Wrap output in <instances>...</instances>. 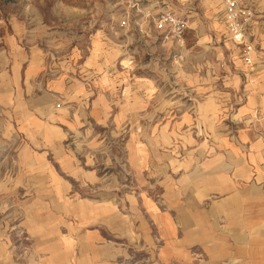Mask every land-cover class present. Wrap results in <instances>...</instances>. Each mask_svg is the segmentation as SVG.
<instances>
[{"label": "rangeland", "instance_id": "obj_1", "mask_svg": "<svg viewBox=\"0 0 264 264\" xmlns=\"http://www.w3.org/2000/svg\"><path fill=\"white\" fill-rule=\"evenodd\" d=\"M156 1L0 0V264H158L134 218L160 167L260 133L257 110H238L259 78L217 3L162 0L192 15L179 57L154 28ZM37 119L56 127L52 140ZM105 206L113 232L94 217Z\"/></svg>", "mask_w": 264, "mask_h": 264}, {"label": "crops", "instance_id": "obj_2", "mask_svg": "<svg viewBox=\"0 0 264 264\" xmlns=\"http://www.w3.org/2000/svg\"><path fill=\"white\" fill-rule=\"evenodd\" d=\"M214 1L225 38L235 48L243 70L259 78L253 91L245 86L248 98L238 110L242 114L257 110L262 116L261 130L258 135L241 133L236 143L197 146L205 154L197 160L175 162L163 173L160 167L158 194L145 195L137 222L134 218L141 246L156 250L158 264H264V65H257L256 55L254 68L246 67L240 48L227 33L223 6ZM251 1L258 15L250 28L256 43L264 39V1ZM44 124L35 120L38 128ZM45 126L46 138L52 140L56 127ZM91 212L87 208L82 210L84 216L73 214L84 222ZM94 217L111 220V232L119 227L113 206L96 210ZM91 259L95 264H114L100 262L97 256Z\"/></svg>", "mask_w": 264, "mask_h": 264}, {"label": "built area", "instance_id": "obj_3", "mask_svg": "<svg viewBox=\"0 0 264 264\" xmlns=\"http://www.w3.org/2000/svg\"><path fill=\"white\" fill-rule=\"evenodd\" d=\"M223 6V20L227 33L232 42L240 48V57L246 67L255 66L257 45L250 33L252 24L257 19L256 8L251 0H218ZM154 14V28L167 42H172L179 49L186 46V36L190 30L192 17L189 13H182L171 8L165 1L157 0L152 4ZM125 23V21H124ZM181 56L182 52L179 50ZM259 112H254V120ZM256 119V120H255ZM259 121V119H258Z\"/></svg>", "mask_w": 264, "mask_h": 264}]
</instances>
